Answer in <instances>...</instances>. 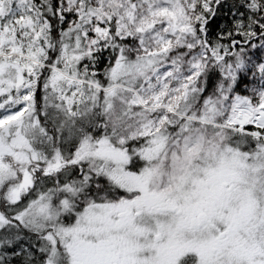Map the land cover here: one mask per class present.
Masks as SVG:
<instances>
[{
    "label": "snow or ice",
    "instance_id": "6c2138e0",
    "mask_svg": "<svg viewBox=\"0 0 264 264\" xmlns=\"http://www.w3.org/2000/svg\"><path fill=\"white\" fill-rule=\"evenodd\" d=\"M0 264H264V0H0Z\"/></svg>",
    "mask_w": 264,
    "mask_h": 264
},
{
    "label": "trees",
    "instance_id": "16d2710c",
    "mask_svg": "<svg viewBox=\"0 0 264 264\" xmlns=\"http://www.w3.org/2000/svg\"><path fill=\"white\" fill-rule=\"evenodd\" d=\"M227 20L226 16H219L216 18V20L212 24V29L215 30L218 28V26L222 23H224Z\"/></svg>",
    "mask_w": 264,
    "mask_h": 264
},
{
    "label": "rangeland",
    "instance_id": "374dc122",
    "mask_svg": "<svg viewBox=\"0 0 264 264\" xmlns=\"http://www.w3.org/2000/svg\"><path fill=\"white\" fill-rule=\"evenodd\" d=\"M260 55H261V53L258 52V53H257V56H260Z\"/></svg>",
    "mask_w": 264,
    "mask_h": 264
}]
</instances>
